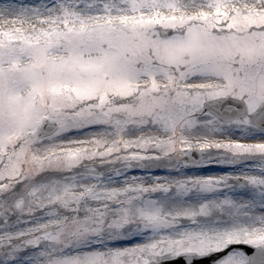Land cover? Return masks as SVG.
<instances>
[{
  "label": "snow or ice",
  "instance_id": "snow-or-ice-1",
  "mask_svg": "<svg viewBox=\"0 0 264 264\" xmlns=\"http://www.w3.org/2000/svg\"><path fill=\"white\" fill-rule=\"evenodd\" d=\"M0 264H264V0H0Z\"/></svg>",
  "mask_w": 264,
  "mask_h": 264
},
{
  "label": "rangeland",
  "instance_id": "rangeland-1",
  "mask_svg": "<svg viewBox=\"0 0 264 264\" xmlns=\"http://www.w3.org/2000/svg\"><path fill=\"white\" fill-rule=\"evenodd\" d=\"M24 2H35V0H24Z\"/></svg>",
  "mask_w": 264,
  "mask_h": 264
}]
</instances>
